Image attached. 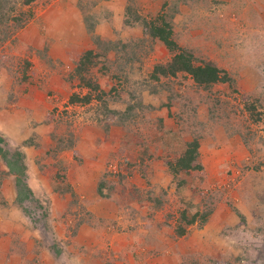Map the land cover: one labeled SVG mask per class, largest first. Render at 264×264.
Returning <instances> with one entry per match:
<instances>
[{
    "label": "rangeland",
    "instance_id": "rangeland-1",
    "mask_svg": "<svg viewBox=\"0 0 264 264\" xmlns=\"http://www.w3.org/2000/svg\"><path fill=\"white\" fill-rule=\"evenodd\" d=\"M31 9L0 44V133L10 149L29 141L32 191L16 199L0 157V264H264V0H37ZM159 15L196 61L233 82L153 78L171 58L146 26ZM87 49L100 96L71 103L85 91L73 69ZM248 98L262 120L250 119ZM194 138L202 168L174 174L168 163Z\"/></svg>",
    "mask_w": 264,
    "mask_h": 264
},
{
    "label": "trees",
    "instance_id": "trees-1",
    "mask_svg": "<svg viewBox=\"0 0 264 264\" xmlns=\"http://www.w3.org/2000/svg\"><path fill=\"white\" fill-rule=\"evenodd\" d=\"M37 0H0V44L7 40L17 28L22 25L33 15L31 9L32 4ZM148 32L152 37L161 41L168 51L171 53L169 61L163 64L154 66L152 73L153 78H158L160 75L169 76L177 75L178 73L188 74L192 77L198 87L208 89L212 85L222 83H232L233 79L226 70L219 68L212 62H198L192 50L187 47L180 46L173 37L172 27L165 17L157 16L146 22ZM96 53L92 49L85 50L73 69V76L79 83V86L84 92H73L69 96V102L86 104L92 101L95 96H100V87L96 77L93 74L94 65L97 63ZM249 99L244 100V105L248 110L249 117L252 121L258 122L262 120L261 108H257L259 103L249 102ZM29 141H23V145L10 149L4 147L7 144L5 137L0 133V157L8 167V172L15 175V185L17 196L16 199L20 202L26 200L31 195V189L25 181L26 163L25 152L21 146H26ZM199 142L194 138L187 142L184 152L175 160L169 162V167L174 174L178 170H199L202 168L197 161ZM99 192L100 189H97ZM201 212L198 216L204 222L207 219L208 213ZM193 217L191 221L194 222ZM179 234L185 232L184 229H177Z\"/></svg>",
    "mask_w": 264,
    "mask_h": 264
}]
</instances>
